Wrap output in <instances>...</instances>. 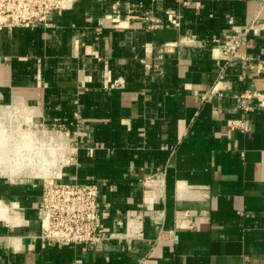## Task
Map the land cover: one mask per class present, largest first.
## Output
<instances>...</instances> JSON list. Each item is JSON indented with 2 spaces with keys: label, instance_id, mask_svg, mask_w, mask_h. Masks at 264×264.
<instances>
[{
  "label": "crops",
  "instance_id": "crops-1",
  "mask_svg": "<svg viewBox=\"0 0 264 264\" xmlns=\"http://www.w3.org/2000/svg\"><path fill=\"white\" fill-rule=\"evenodd\" d=\"M249 26L220 74L214 39ZM244 90L264 95V0H75L0 26V107L21 103L66 154L47 177L0 175L17 220L0 219V264H264V107L238 110ZM51 177L99 186L107 238H39Z\"/></svg>",
  "mask_w": 264,
  "mask_h": 264
},
{
  "label": "built area",
  "instance_id": "built-area-1",
  "mask_svg": "<svg viewBox=\"0 0 264 264\" xmlns=\"http://www.w3.org/2000/svg\"><path fill=\"white\" fill-rule=\"evenodd\" d=\"M75 0H0V26L12 28L26 26L32 22L45 23L47 16L53 11H61L72 7ZM169 21L177 25L173 10H167ZM157 26V23L151 27ZM250 26L242 33L227 35L224 39H214L223 62L217 61L220 74L237 56L238 49L245 43ZM151 67L149 64H145ZM157 67V64L154 65ZM110 87H122L121 81L114 80ZM263 96L256 90H244L236 94V108L245 115L255 108L264 107ZM259 99L254 101V99ZM229 129L249 130L246 116L232 118L227 122ZM64 129L63 125H59ZM99 186L96 183L65 182L59 177L44 178L38 202L41 214L42 229L39 238L42 240L65 242L70 244L94 245L107 238V233L100 223L97 205ZM185 227L195 228V222L188 210L183 211Z\"/></svg>",
  "mask_w": 264,
  "mask_h": 264
},
{
  "label": "bare ground",
  "instance_id": "bare-ground-1",
  "mask_svg": "<svg viewBox=\"0 0 264 264\" xmlns=\"http://www.w3.org/2000/svg\"><path fill=\"white\" fill-rule=\"evenodd\" d=\"M20 105L21 103L15 102L11 107L2 110L0 113V174H8L10 177L21 175L47 177L52 174L50 169L55 167L60 160V156H57L59 153L56 150L63 146V139L60 137L58 140H54L51 136V139L48 138L47 143H45L42 140L45 139L43 138L44 135L41 134L40 136L34 131L32 133L21 132L22 135L18 136L17 134L16 136V133H13L14 126L6 120L14 115L15 110L22 108ZM27 117L29 116L27 115ZM8 209L6 204L0 202V219L7 220L12 225L17 224V220L10 219Z\"/></svg>",
  "mask_w": 264,
  "mask_h": 264
},
{
  "label": "rangeland",
  "instance_id": "rangeland-1",
  "mask_svg": "<svg viewBox=\"0 0 264 264\" xmlns=\"http://www.w3.org/2000/svg\"><path fill=\"white\" fill-rule=\"evenodd\" d=\"M13 104H8L7 105V107L5 108V107H0V111H2V110H6L7 108H9V107H11ZM18 111H20V109H17V110H15V112H14V115H11L10 116V118H9V120H6V121H10L11 123H12V125L14 126L13 127V133H16L15 135L17 136V134H18V136H20V135H22L21 134V132L23 133V132H31L32 133V131H34V132H37V134L38 135H40L41 136V134L42 135H44V137L43 138H45V139H42V137H41V139L43 140V141H45V143H47V140H48V138H50L51 139V136H52V139H53V137H54V135L51 133V132H49L47 129H46V127H44V126H41L39 123H36L32 118H30V117H25L24 116V114L21 116V114H18V113H20V112H18ZM16 113V114H15ZM15 117H16V119H15ZM25 117V118H24ZM25 119V120H24ZM27 120V121H26ZM27 122V123H26ZM16 124V125H15ZM39 127V128H38ZM14 129H15V131H14ZM20 133V134H19ZM55 140H58V138H54ZM41 140V141H42ZM44 143V142H43ZM49 143H52V142H49ZM57 143V142H56ZM64 146V145H63ZM63 146H61V148L60 149H57L56 151L59 153H57L58 155L57 156H60V160H62V159H64L65 157H66V154H65V149H63L62 147ZM60 152H62L61 154H60ZM60 160H59V162H60ZM59 162H58V164H59ZM58 164L55 166V167H52L50 170L51 171H55L56 169V167L58 166ZM0 175H2V176H5L6 178H8V179H12V180H21V179H23V180H36V178L37 177H35V176H28V175H21V176H18V177H10L8 174H0ZM25 177V178H24ZM2 203H4V204H6L7 206H8V215L10 216V219H13V220H16V219H14L13 217H12V215H11V212H10V205H9V203H7V201H3ZM6 222H8L7 220H5Z\"/></svg>",
  "mask_w": 264,
  "mask_h": 264
}]
</instances>
